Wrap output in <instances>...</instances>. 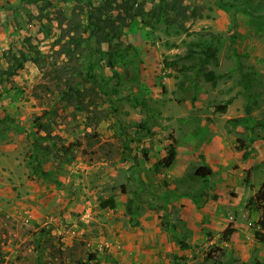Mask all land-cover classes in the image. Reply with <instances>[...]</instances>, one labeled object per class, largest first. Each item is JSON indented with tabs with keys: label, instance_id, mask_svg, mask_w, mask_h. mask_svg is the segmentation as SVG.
<instances>
[{
	"label": "rangeland",
	"instance_id": "obj_1",
	"mask_svg": "<svg viewBox=\"0 0 264 264\" xmlns=\"http://www.w3.org/2000/svg\"><path fill=\"white\" fill-rule=\"evenodd\" d=\"M28 1L0 0V264H264L247 205L264 178V0H136L75 59L60 17L110 0ZM206 46L201 70L178 58Z\"/></svg>",
	"mask_w": 264,
	"mask_h": 264
},
{
	"label": "trees",
	"instance_id": "obj_2",
	"mask_svg": "<svg viewBox=\"0 0 264 264\" xmlns=\"http://www.w3.org/2000/svg\"><path fill=\"white\" fill-rule=\"evenodd\" d=\"M38 1L39 0H29L28 2L38 7ZM134 1L136 0H110L108 4L103 5V7L107 8H102V6L100 5L93 6L90 7L88 11L86 10L87 14L82 8H79L78 11L74 8L71 11L69 17H60L59 25H65V27L63 28V36H67L68 38L66 45L63 47V51L75 56L74 59L80 56H87L86 54H89L93 51L90 45V37H96L97 43L102 44L100 38L107 36V33L104 31L107 23H114V19L116 17L121 18L120 16L124 13L129 18H134L135 14L131 13L130 11ZM113 12H116V15H113ZM85 34H87V36H85ZM102 40H104V38H102ZM108 55L111 57L113 56L112 53H108ZM194 55H197V64L195 62L190 69L197 68L198 70H201L209 62L217 61L216 48L214 46H206L204 49L198 52L188 49L185 55L180 56L178 58H194ZM206 74V78H208V80L214 83L215 77L213 76V74L210 72ZM73 78L74 77H69L67 79L68 82L65 81L66 87L69 86L68 92L65 93L66 95H68V93L71 94L70 92H78L77 88L71 85ZM185 81H187V78H185ZM182 85H184V81L180 82V89L183 88ZM228 103L229 102H226L222 105L217 106L216 110L224 113L227 109ZM238 150L240 151L241 149L238 148ZM176 154L177 151L175 147V141H172V143L167 149V154L158 163H156V166H163L165 168L170 167L176 158ZM242 155L245 159L248 153L243 152ZM211 174L212 169L204 162L199 167L195 168L193 171V177L197 178L199 181L202 182L207 179ZM247 205L254 206L258 209L260 214L256 223L260 229L264 230V179L261 182L258 190L254 193V195L248 199ZM101 206L104 208L114 209L115 203L113 198L108 199L107 201H105V203L101 204ZM224 235H226L224 236L225 240L229 241L230 234L225 233ZM207 258H210V256ZM78 264L86 263L79 262Z\"/></svg>",
	"mask_w": 264,
	"mask_h": 264
},
{
	"label": "crops",
	"instance_id": "obj_3",
	"mask_svg": "<svg viewBox=\"0 0 264 264\" xmlns=\"http://www.w3.org/2000/svg\"><path fill=\"white\" fill-rule=\"evenodd\" d=\"M213 172H214V171H213ZM263 179H264V178H263ZM263 179H262V180H263Z\"/></svg>",
	"mask_w": 264,
	"mask_h": 264
}]
</instances>
